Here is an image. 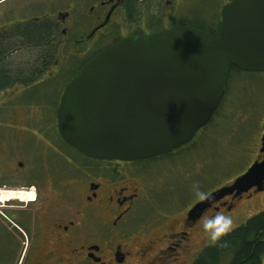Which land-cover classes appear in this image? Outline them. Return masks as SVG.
<instances>
[{"label":"flooded vegetation","instance_id":"af4514ba","mask_svg":"<svg viewBox=\"0 0 264 264\" xmlns=\"http://www.w3.org/2000/svg\"><path fill=\"white\" fill-rule=\"evenodd\" d=\"M188 7L184 0H0V264H191L207 244L196 242L207 234L205 218L232 217L237 199L258 191L225 195L189 217L211 191L180 207L167 177L152 180L134 168L152 156L105 159L68 147L56 119L63 89L53 117L40 99L43 89H33L73 54L90 55L86 63L125 37L199 27L204 19L190 17ZM261 136L255 159L263 155ZM150 187L166 201L147 214ZM10 191L32 198L5 197Z\"/></svg>","mask_w":264,"mask_h":264},{"label":"water","instance_id":"95a60500","mask_svg":"<svg viewBox=\"0 0 264 264\" xmlns=\"http://www.w3.org/2000/svg\"><path fill=\"white\" fill-rule=\"evenodd\" d=\"M232 66L264 71V0H228L218 33L175 25L107 46L65 84L56 109L61 138L82 153L133 160L188 142L212 117ZM262 158L229 184L194 203L197 216L214 200L264 188Z\"/></svg>","mask_w":264,"mask_h":264},{"label":"rangeland","instance_id":"374dc122","mask_svg":"<svg viewBox=\"0 0 264 264\" xmlns=\"http://www.w3.org/2000/svg\"><path fill=\"white\" fill-rule=\"evenodd\" d=\"M225 2L227 0H184V7L189 6L190 17L199 16L204 19L203 23L215 27L218 17H220V7ZM88 57L90 55H71L66 65H63L66 66L64 70L59 71L54 77L47 78L46 75L44 82L33 88L43 89L40 99L47 103L46 113L49 117H53L54 103L57 102L61 90ZM228 89H230L231 101L228 100L225 110L233 112L232 118H226L218 128H214L219 133V137L223 136L222 140L218 141V137H215V140L212 141L208 137H203L204 143H202L198 135L195 137L194 143L177 150L171 156L138 162L134 165L136 170L145 172L152 180L157 176L167 177V182L174 190L171 192V199L177 206L183 207L202 197L205 193L226 185L235 176L242 173L256 158L259 138L264 130V71L258 73L240 72V74L234 72ZM230 126H232L231 132H229ZM235 128L236 130H234ZM238 140H244L247 145H251L253 151L250 154L246 150L238 153ZM34 141L29 138L26 140L30 151L35 150ZM62 160L64 158L59 154L53 156L55 164H60ZM24 163L28 166L27 160H24ZM10 192L4 193L5 197L13 198ZM150 192V203L146 204L144 211L148 212L147 214L153 213L154 205L159 207V203L166 201L165 197L161 200L154 197L156 188L151 189L150 187ZM165 194L163 188L158 191L160 197ZM237 206V210L231 217L230 229L264 209V188L252 193L249 197L238 198ZM203 241L211 243L213 240L209 238L208 234L196 239V242ZM262 264H264V254Z\"/></svg>","mask_w":264,"mask_h":264},{"label":"trees","instance_id":"16d2710c","mask_svg":"<svg viewBox=\"0 0 264 264\" xmlns=\"http://www.w3.org/2000/svg\"><path fill=\"white\" fill-rule=\"evenodd\" d=\"M219 22L220 20L218 17V21L216 22L215 27L209 26L207 23H198L197 25L200 28L209 31L211 34L216 35L218 33ZM234 72L240 74V72L258 73L262 71H247V70H242L236 66H232L230 68L229 77L225 85L224 95L220 101V104L218 105L217 109L214 111L209 121L204 126L199 128L196 134L185 144L177 147L173 151L168 152L164 155L152 156L147 160L154 159L156 157L171 156L177 150H180L188 146L189 144L194 143L196 141L195 137L198 135H199L198 137L201 138V140L200 139L199 140L202 143H204L203 137H208L212 141L215 140V137L216 138L218 137V141L222 140L223 136L219 137V133L216 131V129L214 130V128H218L221 125V122L226 118H232L233 112L230 110H228L229 112H227L225 108L227 107L228 100L231 99V97L229 96L230 89H228V85L230 83L231 77L233 76ZM234 130H236V128ZM231 131H232V126L229 127V132ZM63 142L68 147L75 148L70 144H68L67 142H65L64 140ZM237 142L239 144L238 153L239 151L246 150L250 154L253 151L252 146L247 145L244 142V140L242 141L238 140ZM263 254H264V209L247 218L245 222L230 229L227 233L222 235L218 240H213L211 243H207L201 249V251L199 252V254L196 256V258L193 260L191 264H262Z\"/></svg>","mask_w":264,"mask_h":264},{"label":"clouds","instance_id":"9594fccd","mask_svg":"<svg viewBox=\"0 0 264 264\" xmlns=\"http://www.w3.org/2000/svg\"><path fill=\"white\" fill-rule=\"evenodd\" d=\"M231 224V216L223 212H217L214 216L205 218L204 228L210 239L218 240L230 230Z\"/></svg>","mask_w":264,"mask_h":264},{"label":"bare ground","instance_id":"6f19581e","mask_svg":"<svg viewBox=\"0 0 264 264\" xmlns=\"http://www.w3.org/2000/svg\"><path fill=\"white\" fill-rule=\"evenodd\" d=\"M7 193V192H6ZM13 196V198H24V197H31L32 198V193H28L27 196H25V192H22V191H13V192H10ZM11 198V197H10Z\"/></svg>","mask_w":264,"mask_h":264}]
</instances>
